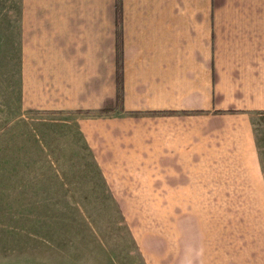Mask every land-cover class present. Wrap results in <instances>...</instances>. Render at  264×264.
I'll return each instance as SVG.
<instances>
[{
  "label": "rangeland",
  "instance_id": "obj_1",
  "mask_svg": "<svg viewBox=\"0 0 264 264\" xmlns=\"http://www.w3.org/2000/svg\"><path fill=\"white\" fill-rule=\"evenodd\" d=\"M19 12V0H0V264H201L204 238L232 245L244 221L259 228L264 114L254 120L260 183L251 169H166L153 153L116 151L94 120L77 129L78 116L99 112L43 110L99 103L114 55L106 53L111 69L92 72L83 48L67 59L40 54L26 72Z\"/></svg>",
  "mask_w": 264,
  "mask_h": 264
},
{
  "label": "crops",
  "instance_id": "obj_2",
  "mask_svg": "<svg viewBox=\"0 0 264 264\" xmlns=\"http://www.w3.org/2000/svg\"><path fill=\"white\" fill-rule=\"evenodd\" d=\"M19 7L26 72L40 54L67 59L83 48L92 72L94 64L109 69L106 53L114 55L113 85L99 103L44 111L110 109L97 119L78 116L77 129L94 120L101 137L114 135V150L153 153L157 167L251 169L263 182L254 120L264 114V0H19ZM75 40L81 46H71ZM262 220L259 228L237 226L234 239L244 241L232 245L204 238L196 261L251 264L252 253L264 264ZM200 224L203 233L213 228Z\"/></svg>",
  "mask_w": 264,
  "mask_h": 264
},
{
  "label": "trees",
  "instance_id": "obj_3",
  "mask_svg": "<svg viewBox=\"0 0 264 264\" xmlns=\"http://www.w3.org/2000/svg\"><path fill=\"white\" fill-rule=\"evenodd\" d=\"M109 112H111L110 109H102V110L99 111V113H109ZM69 113L87 114V113H90V112H88V111H76V112H69ZM6 122H8V120H6Z\"/></svg>",
  "mask_w": 264,
  "mask_h": 264
}]
</instances>
